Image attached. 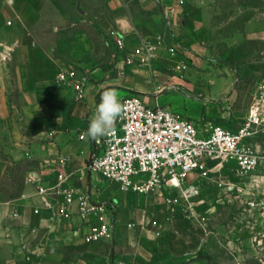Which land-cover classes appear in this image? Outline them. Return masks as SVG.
<instances>
[{"label":"rangeland","instance_id":"obj_1","mask_svg":"<svg viewBox=\"0 0 264 264\" xmlns=\"http://www.w3.org/2000/svg\"><path fill=\"white\" fill-rule=\"evenodd\" d=\"M31 1L37 20L20 28L12 0H0V196L5 199L23 196L31 174L52 166L50 155L41 153L64 128L74 90L61 74L74 70L80 77L85 65L104 64L117 54L116 39L123 37L118 22L127 15L124 3L115 8L108 0ZM219 1L224 9L216 17L239 24L208 26L209 35L195 31L192 38L200 42L198 54L207 58L205 67L214 77L232 79L233 124H215L236 129L264 83V39L233 40V30L252 20L248 31H264V0ZM182 55L177 58L187 62ZM256 131L252 141L259 145L264 125ZM10 149L23 155L16 158ZM87 169L94 178L89 175L86 186L99 199L117 202L113 235L92 240L78 229L69 244L53 252L41 244L44 231H39L26 236L15 264H264V162L248 173L234 165L196 171L179 187L148 194L122 191L91 171L88 160Z\"/></svg>","mask_w":264,"mask_h":264},{"label":"crops","instance_id":"obj_2","mask_svg":"<svg viewBox=\"0 0 264 264\" xmlns=\"http://www.w3.org/2000/svg\"><path fill=\"white\" fill-rule=\"evenodd\" d=\"M108 1L115 8L123 3L125 5L127 15L119 20L118 30L123 35L126 48L132 49L142 39L154 43L160 40L159 54L152 60L150 67L126 64L121 52L115 53L104 64L83 67L81 75L85 76V82L82 95L78 96L75 90L69 94V113L65 126L56 133L55 141L41 153L50 155L52 166L47 170L37 168L34 171L41 175L45 184L57 181L58 168L55 161L59 156L68 158L65 168L69 179L75 184L86 185L89 175L94 178V174H90L87 169V160L94 151V142L85 133L89 118L100 102L101 93L108 88H116L121 101L127 96L139 95L151 106H163L191 118L199 128L208 127L211 122L222 123L227 127L233 124L230 107L232 79L220 75L214 77L213 69L205 67L207 58L198 54L200 42L192 38L195 31L209 35L205 29L208 26L229 27L239 24L236 18L216 17L217 10L224 9H220L222 2ZM130 1H135L136 6L132 7ZM11 4L20 28L35 24L39 12L31 0H12ZM252 22L246 20L240 28L233 30V40L246 42L264 39L261 27L248 31ZM215 29L213 32H218ZM231 38L230 33L228 40ZM178 50L180 53L177 56L183 54L189 63L177 58ZM9 152L16 158L23 155L21 149H10ZM30 185L20 198L5 199L0 196V264L16 263L22 255V242L26 236L31 237L44 231L41 244L50 245L52 251L57 252L59 245L69 244L80 232L78 229H83L74 212L68 217L61 213L62 198L53 196L49 205H45L42 195L32 183ZM53 257L46 255V259Z\"/></svg>","mask_w":264,"mask_h":264},{"label":"built area","instance_id":"obj_3","mask_svg":"<svg viewBox=\"0 0 264 264\" xmlns=\"http://www.w3.org/2000/svg\"><path fill=\"white\" fill-rule=\"evenodd\" d=\"M160 42L142 39L127 49L124 38L119 36L115 47L124 54L126 64L150 67L159 54ZM61 78L70 80L77 95H82L84 75L76 77V72L69 70ZM259 90L243 123L236 129L215 123L199 128L183 114L151 106L139 95L127 96L121 101L125 109L115 131L93 141L88 167L122 191L137 194L179 187L190 173L204 174L225 165H234L239 173L252 172L264 162V142L255 145L252 141L256 128L264 125V83ZM67 160L65 156L56 158L57 181L53 184L43 183L38 172L31 174V182L44 204L49 205L53 196H58L62 198L61 213L68 217L74 212L88 239L112 236L116 200H101L91 187L72 182L65 168Z\"/></svg>","mask_w":264,"mask_h":264},{"label":"clouds","instance_id":"obj_4","mask_svg":"<svg viewBox=\"0 0 264 264\" xmlns=\"http://www.w3.org/2000/svg\"><path fill=\"white\" fill-rule=\"evenodd\" d=\"M124 109L125 105L119 99L118 90L105 89L95 112L89 118L85 136L91 141L110 136L115 131L116 122L123 115Z\"/></svg>","mask_w":264,"mask_h":264}]
</instances>
